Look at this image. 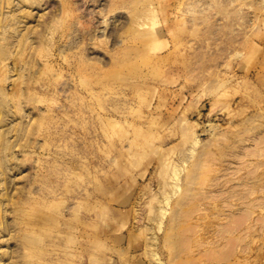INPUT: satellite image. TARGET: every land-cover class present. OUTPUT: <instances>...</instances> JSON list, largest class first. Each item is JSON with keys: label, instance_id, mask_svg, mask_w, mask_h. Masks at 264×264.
Masks as SVG:
<instances>
[{"label": "rangeland", "instance_id": "obj_1", "mask_svg": "<svg viewBox=\"0 0 264 264\" xmlns=\"http://www.w3.org/2000/svg\"><path fill=\"white\" fill-rule=\"evenodd\" d=\"M0 264H264V0H0Z\"/></svg>", "mask_w": 264, "mask_h": 264}]
</instances>
